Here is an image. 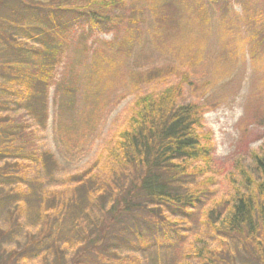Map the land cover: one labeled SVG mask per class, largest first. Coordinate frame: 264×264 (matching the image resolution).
<instances>
[{
  "label": "rangeland",
  "instance_id": "374dc122",
  "mask_svg": "<svg viewBox=\"0 0 264 264\" xmlns=\"http://www.w3.org/2000/svg\"><path fill=\"white\" fill-rule=\"evenodd\" d=\"M25 1L26 6L12 3L0 8V21L17 13V23L24 28L6 22L4 31L18 29L13 41L26 50L32 64L42 48L34 37L29 39L27 31L34 30L36 13L25 7L46 6L49 0ZM104 1L113 6L110 15L118 16L109 30L90 35L87 27L76 26L65 31L44 127L20 109V88L15 85L12 91L3 66L16 60L0 41V120L9 117L17 128L34 126L26 132L28 138L16 137L6 144L5 154L0 152V264H72L82 241L75 240L57 258L49 248L28 260L12 259V253L36 233L39 221L34 212L16 210L19 197H7L9 180L2 175L8 164L28 166L32 177L38 172L35 157L15 149L54 156V179L44 180L48 189L67 194L73 188L68 179L84 173L107 180L116 169V140L130 127L138 100L167 91L178 96L180 105L204 108L199 133L202 142L213 148V158L202 169H190L191 178L184 185L201 202L189 215L167 214L168 232L159 225H139V239L123 232L122 236L128 233L126 242L95 264H198L195 252L201 249L232 258L235 264H254L257 253L251 242L218 234L212 224L247 195L264 205V175L255 163L264 157V0H60L59 4L72 3L87 11L106 6ZM10 107L18 112L5 114ZM95 216L89 214L92 221ZM64 218L63 225L45 239V247L54 240L64 247L72 237L73 218ZM75 220V226L82 224L83 216ZM127 223L132 225L131 220ZM258 238L264 251V229Z\"/></svg>",
  "mask_w": 264,
  "mask_h": 264
},
{
  "label": "trees",
  "instance_id": "16d2710c",
  "mask_svg": "<svg viewBox=\"0 0 264 264\" xmlns=\"http://www.w3.org/2000/svg\"><path fill=\"white\" fill-rule=\"evenodd\" d=\"M59 1L49 0L46 6L37 4L33 9L25 7V10L36 13V22L31 25L34 30L27 31L29 39L34 37L42 48L36 51L32 64L25 54L26 50L13 41L17 37L14 31L18 29L13 28L10 34L4 31L6 22L24 28L20 22L17 23V13L13 11L9 18L0 21L3 27L0 41L7 44V50L13 53L16 60L3 65L8 74V84L12 91L15 85L19 86L22 94L19 97L20 109L40 127L46 125L49 87L55 78L59 50L64 47L65 31L76 26L87 27L92 35L102 28L109 30L118 19V16L110 15L113 6L109 2L104 1L106 6L100 2L102 6L99 9L83 11L72 3L65 5L71 7L61 6ZM12 3L26 6L27 1L0 0V8ZM136 107L138 110L131 119L130 127L119 134L113 149L116 169L112 173H115H111L107 180L90 173L72 176L68 179V185L73 188L67 194L44 185V180L54 179L56 169L55 158L50 152H33L24 147L15 149L18 154L25 150L29 156L35 157L38 172L32 177L28 166L22 163L8 164L2 175L4 180H9L5 185L10 188L7 197H19L16 210L19 213L34 212L39 221L36 233L29 235L25 245L12 253V259L21 256L28 260L49 248L57 258L79 239L82 241L71 257L72 264H95L102 259V255L115 252L111 248L120 247L126 242L128 233L130 237L139 239V225L143 228L159 225L166 228L164 232H168L170 224L166 221L167 214L180 211L189 215L197 208L201 198L184 185L191 178L190 169L197 166L202 169V165L210 164L213 158V148L202 142L199 133L203 126L204 108L194 104L180 105L178 96L172 91L157 97L143 96ZM12 108H7L5 114L18 112ZM14 124L9 117L0 120V139L4 142L0 152L4 154L7 143L16 137L28 138L26 132L34 127L20 125L17 128ZM255 163L257 170L264 175V157ZM90 213L96 215L95 221L89 218ZM64 216L73 218L70 221L74 225L72 237L64 247L55 240L45 247V239L63 225ZM77 216H83V223L75 226ZM86 220L87 223H84ZM128 220L132 225L127 223ZM123 224V231H119ZM212 227L223 236L251 242L257 253L254 264H264L262 241L258 238L264 229V205L260 206L256 199L248 195L237 199L228 213L220 216L219 220L213 219ZM123 232L128 233L122 236ZM195 254L198 264H235L234 259L220 258L214 252L201 249L196 250ZM102 264H112V261H103Z\"/></svg>",
  "mask_w": 264,
  "mask_h": 264
}]
</instances>
